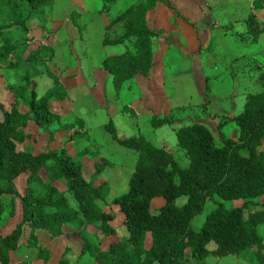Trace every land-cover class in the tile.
<instances>
[{"label":"trees","instance_id":"trees-1","mask_svg":"<svg viewBox=\"0 0 264 264\" xmlns=\"http://www.w3.org/2000/svg\"><path fill=\"white\" fill-rule=\"evenodd\" d=\"M112 1L103 0L105 3ZM156 1L136 2L108 25L119 22L123 27L120 36L103 39V44H123L125 47L124 52L105 56L101 61L102 68L111 76L116 93L126 80L150 74L157 34L148 27L146 13ZM52 2L0 0V8L9 10L13 24L23 26L34 11L50 6ZM256 5L264 10V4L255 2ZM247 21L254 34L263 29L255 22L253 14ZM36 46L29 56L33 60L35 56V64L42 49L48 45ZM17 51L9 39L0 40V63L7 62V65L0 64L1 74H17L19 66L14 59ZM28 75L26 73L24 78ZM261 79L262 90L248 94L242 111L225 119L236 123L237 141L222 137L221 145H217L209 127L201 122L175 129L177 145L189 161L186 168L180 167L168 150L143 136H118L109 120L104 128L111 139L137 153L128 189L111 202L118 206L127 234L120 235L106 249L100 245L92 248L84 245L81 252L89 251L97 264H185L188 250L191 257L198 260L208 256L236 255L252 264H264V241L257 232V226L264 223V209L244 217L248 201L264 195V150L259 149L264 141V75ZM20 86L15 84L11 89L14 101L9 110L0 103V218L4 212L3 196L18 197L22 211V221L7 235L0 234L2 264H7L9 251L19 247L23 224L29 227L31 234L41 229L56 235L74 224L76 230L95 224L106 237L118 234L112 225L115 213L105 211L97 204L98 200L105 199L102 190L107 188V183L94 185L84 179L82 155L72 154L64 145L39 154L27 148L17 149V143H24L33 132L48 131L55 123L65 127L61 114L49 107L53 97L62 98L60 84L55 83L40 97L34 91L28 92L26 86ZM205 89H208L207 84ZM23 102L27 109H21ZM173 119L172 114L162 117L153 114L150 123L160 127L172 124ZM77 124L81 128L83 120L78 119ZM81 134L77 129L71 136ZM94 166L92 177L100 178L103 165L94 163ZM22 174L26 175V186L21 194L14 180ZM181 196L186 200L179 206L176 200ZM157 197H161L164 204L154 214L151 203ZM214 197L244 203L228 209L217 202L200 229H192L191 219L201 212L208 199ZM11 204L13 206V199ZM147 234L150 236L148 247L145 246ZM210 242L215 244L214 248L208 247ZM251 248L255 250L248 254ZM38 256L46 261L48 249L39 248ZM53 264L74 263L60 258Z\"/></svg>","mask_w":264,"mask_h":264},{"label":"rangeland","instance_id":"rangeland-1","mask_svg":"<svg viewBox=\"0 0 264 264\" xmlns=\"http://www.w3.org/2000/svg\"><path fill=\"white\" fill-rule=\"evenodd\" d=\"M132 2L134 0H113L111 3L103 0H53L50 6L34 11L23 26L13 24V16L9 10L0 8V40L9 39L17 48L14 59L19 66L15 75H3L0 72V103L10 109L14 101L11 89L15 84L26 86L28 92L34 91L38 97L52 89L55 83L60 84L62 89L59 93L62 98L53 97L49 107L61 114L65 127L55 123L48 131L33 132L24 143H17V149L27 148L34 154H39L49 148L64 145L72 154L82 155L85 161L84 179L92 181L94 185L107 183V188L102 190L105 199L98 200L97 204L103 210L115 213L112 225L118 231L117 235L106 237L95 224H87L80 230L74 229V224L56 235L41 229L31 234L29 227L23 224L18 240L21 246L9 251L7 264H53L60 258L74 264H97L89 251L81 252L82 247L100 245L102 249H106L120 235L127 234L122 223L123 216L118 206L111 202L128 189L137 153L111 139L104 128L109 120L118 136H143L154 145L168 150L178 165L186 168L189 161L184 150L177 145L175 129L201 122L209 127L217 145H221L222 137L237 141L236 123L225 119L242 111L248 94L262 90L264 14L260 12L262 20L259 21L263 24L261 31L254 34L249 30L250 36L245 39L246 33L241 24L235 22L231 40L224 38L223 34H216L214 39L217 38L218 43H211L215 46L210 49L213 50L211 54L200 55L202 62L194 61V66L191 63L192 68L175 52L170 53V62H160L161 44L156 40V59L150 76L137 75L126 80L116 93L111 76L102 68L101 61L105 56L124 52L125 47L123 44H103V39L105 36L112 39L122 34L121 23L106 26ZM215 14L218 15L217 11ZM216 18L223 19L219 16ZM178 20L191 29L185 20ZM255 22L258 24L257 20ZM160 34H163V30ZM240 40L245 43L242 45V58L235 54L236 50H240L239 46H235V41ZM42 43L48 46L42 49L40 59L35 64V56L34 60L29 59V56L35 52L36 45ZM231 50L233 52L228 57ZM1 65H7V62ZM26 73L29 75L24 78ZM205 84L208 85L207 90ZM27 108L23 102L21 109ZM153 114L160 117L172 114L174 119L170 125L153 127L150 123ZM78 119L83 120L81 128L78 127ZM77 129L82 134L72 137ZM259 149L264 150V141ZM94 163L103 165L100 178L92 177L95 173ZM14 182L18 192L22 194L26 186V175H20ZM54 185L58 186V183L55 182ZM2 200L4 212L0 218V234L7 235L22 221V212L18 197L3 196ZM153 200L151 212L155 214L163 203L159 200L163 199L157 197ZM185 200L186 197L181 196L176 203L180 206ZM217 202L228 209L244 203L242 200H222L218 197L208 199L201 212L191 219L192 229H200ZM260 209H264V195L248 201L244 217L248 218L251 213ZM257 232L264 241V223L257 226ZM149 245L150 236L147 234L145 246ZM41 247L49 251L46 261L38 256ZM208 247L214 248L215 244L210 242ZM254 250L255 248H251L248 254ZM22 253L25 255L22 256ZM11 256L14 260L10 259ZM201 263L252 264L236 255L221 258L208 256L198 260L192 258L190 251H187L185 264Z\"/></svg>","mask_w":264,"mask_h":264},{"label":"crops","instance_id":"crops-1","mask_svg":"<svg viewBox=\"0 0 264 264\" xmlns=\"http://www.w3.org/2000/svg\"><path fill=\"white\" fill-rule=\"evenodd\" d=\"M139 1L141 0H134L131 5ZM255 2L264 4V0H157L154 7L146 13V22L148 27L157 34L155 41L157 40V42L159 41L161 44L159 48L160 62L163 60L167 63L170 62L171 56L169 55L171 52H175L184 63H188V66L192 68V65L194 66V61L199 63L202 62L200 55L209 56L211 54L213 50L210 49L215 47L212 46L211 43H218L217 38L214 39L216 34L218 36L223 34L224 38H229L228 40H231L233 34L232 29L235 26V22L241 24L243 31L246 33V39L250 36L248 33L249 23L247 21L250 14H253L259 26L263 27V24L259 21L261 17L259 13L261 12L264 14V10L261 6L256 5V7ZM164 8H166V10ZM216 11L218 15L215 14ZM216 16L223 17V19L217 20ZM178 18L185 20L188 24L187 26H190L191 29L186 27L184 22L179 21ZM152 19H154V21H152ZM162 30L163 34H160ZM251 37L249 40H251ZM240 41H235V46H239L240 48V50H238L239 52L237 50L235 51V54L239 56V58H242L243 54L241 50H244L242 45H245V43ZM157 42H154L153 45L151 69H153L155 64V46ZM229 52L230 54L228 57H230L233 50ZM150 74L147 77H149ZM159 201L163 202L162 205L164 204V200ZM152 202H154V200ZM18 245L21 246V243H18ZM23 255H25V253H22V256ZM10 259L14 260L12 256Z\"/></svg>","mask_w":264,"mask_h":264}]
</instances>
